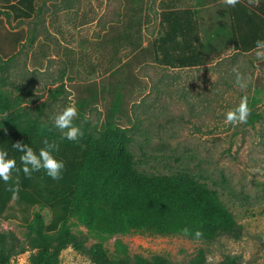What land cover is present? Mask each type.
I'll use <instances>...</instances> for the list:
<instances>
[{
    "label": "rangeland",
    "instance_id": "obj_1",
    "mask_svg": "<svg viewBox=\"0 0 264 264\" xmlns=\"http://www.w3.org/2000/svg\"><path fill=\"white\" fill-rule=\"evenodd\" d=\"M259 1V0H258ZM256 1V2H258ZM253 2V4H256ZM169 3L198 14L201 34L212 36L209 60L202 67L171 68L155 61L151 44L159 29V12ZM226 0H34L27 20L14 19L1 6L0 36L25 32L26 39L0 59V89L16 107L40 121L53 124L63 107L74 104L79 127L97 134L117 97L115 123L128 129V146L135 167L148 175L186 172L201 177L242 226L239 240L224 236L205 243L182 235L129 233L109 238L104 246L113 255L115 239L129 256L160 255L172 264H188L200 248L204 264L224 255H237L238 264H264V49L236 52L228 37ZM129 33L130 40L124 39ZM32 39V41L29 40ZM245 87L235 83L236 73ZM242 96L254 122L231 123L227 111ZM11 203L0 219V231H12L21 240L26 222L39 212L46 224L48 210ZM89 248L97 242L74 218L68 222ZM31 251L10 264H27ZM58 264H93L71 247L64 248Z\"/></svg>",
    "mask_w": 264,
    "mask_h": 264
},
{
    "label": "trees",
    "instance_id": "obj_2",
    "mask_svg": "<svg viewBox=\"0 0 264 264\" xmlns=\"http://www.w3.org/2000/svg\"><path fill=\"white\" fill-rule=\"evenodd\" d=\"M1 6L14 19H30L34 0H0ZM237 0L234 6L226 2L229 22L228 37L232 48L241 54L257 49L255 42L264 39V0ZM256 2V4H253ZM198 12L189 7L169 3L159 12L157 37L151 44L156 62L171 68L202 67L209 60L210 44L218 33L207 38L201 34ZM26 39L25 32H6L0 36V59ZM124 39L130 40L129 33ZM30 41L32 39L29 38ZM264 72V59L261 62ZM259 80L257 86H262ZM254 96L248 106L257 104ZM117 97L101 130L95 134L85 127L77 141H69L54 124L40 121L30 112L16 107L11 98L0 89V148L15 156L20 166V153L11 147L20 141L34 150L43 141L55 142L58 159L64 161L61 178L53 180L43 169L25 176L13 172L7 184L0 181V219L11 203L23 207L48 210L50 219L44 222L39 212L26 222L21 240L12 231H0V264H10L15 256L31 251L27 264H58L64 248L71 247L87 256L93 264H172L160 255L150 258L129 256L127 246L119 239L113 243V255L104 246L109 238L129 233H153L162 236L182 235L205 243L224 236L239 240L243 229L232 213L201 177L186 172L170 175H148L135 167L128 146L133 138L128 129L115 123L119 112ZM248 122L257 115L250 111ZM15 184L17 195L9 186ZM74 218L88 234L97 239L86 246L87 237L74 234L68 222ZM187 228L185 233L183 229ZM199 230L201 236L194 233ZM207 251L200 248L188 264H204ZM215 264H238L237 255H224Z\"/></svg>",
    "mask_w": 264,
    "mask_h": 264
},
{
    "label": "clouds",
    "instance_id": "obj_3",
    "mask_svg": "<svg viewBox=\"0 0 264 264\" xmlns=\"http://www.w3.org/2000/svg\"><path fill=\"white\" fill-rule=\"evenodd\" d=\"M228 5L234 6L237 0H226ZM257 49H264V39H258L255 42ZM257 55H264V53L258 51ZM235 83L243 88L242 75L237 72L235 77ZM250 109L248 106L247 97L242 96L239 104L226 112L225 119L231 123H245L247 121ZM77 115V108L74 104L63 107L58 113H56L51 119L53 120L54 127L61 131V135L69 141H77L78 138L83 135L82 130L78 125L74 123L73 118ZM11 147L20 153L19 161L20 166L17 167V160L15 156H10L7 149L0 148V181L7 182L12 179L13 172L22 171L25 176H31L33 172L44 170L45 174L51 177L53 180L61 178V173L65 167L64 161L58 159L54 153L57 151V145L55 142L43 141V146L34 150L33 147L27 143L16 141L12 143ZM13 192V198L17 195V186L15 184L9 186ZM185 233L188 229H183ZM194 235L196 237L201 236V232L197 230Z\"/></svg>",
    "mask_w": 264,
    "mask_h": 264
}]
</instances>
